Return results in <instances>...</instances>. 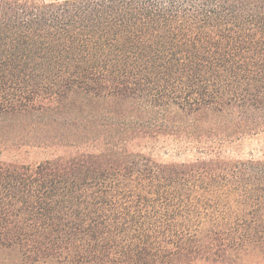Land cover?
<instances>
[{
    "label": "trees",
    "instance_id": "trees-1",
    "mask_svg": "<svg viewBox=\"0 0 264 264\" xmlns=\"http://www.w3.org/2000/svg\"><path fill=\"white\" fill-rule=\"evenodd\" d=\"M19 124L13 121H26ZM40 121L33 123L30 120ZM0 248L26 264L264 252V0H0ZM164 155L190 160L158 161Z\"/></svg>",
    "mask_w": 264,
    "mask_h": 264
},
{
    "label": "rangeland",
    "instance_id": "rangeland-1",
    "mask_svg": "<svg viewBox=\"0 0 264 264\" xmlns=\"http://www.w3.org/2000/svg\"><path fill=\"white\" fill-rule=\"evenodd\" d=\"M48 2L57 1V0H46ZM62 1V0H59ZM26 121H13L14 123L24 124L28 119H24ZM40 121L30 120V122L36 123ZM9 127L4 130L2 134L5 138L9 139H18L25 134L22 128ZM160 147L156 148L155 158L158 161L170 162V161H184L190 160L192 158L191 155H175L174 153L165 156L163 152H165L164 148L173 149L171 143L165 144L164 142L160 143ZM237 153H241L244 156L254 155L257 157L264 156V134L258 135L255 137L248 138L241 142L237 148ZM69 150L66 148H58L56 146L50 145H42L41 142L34 143L32 142H24L19 145H11L10 147L0 149V163H16V164H27V165H36L39 163H43L46 160H54L58 156L67 155ZM0 264H26L18 252L13 250L1 249L0 248ZM37 264H69L53 259L40 261ZM196 264H264V252L260 250L253 251L243 256L241 259L236 261H230L228 263H216L212 261H200Z\"/></svg>",
    "mask_w": 264,
    "mask_h": 264
}]
</instances>
